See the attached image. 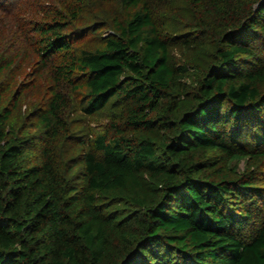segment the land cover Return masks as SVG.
<instances>
[{
	"label": "trees",
	"instance_id": "obj_1",
	"mask_svg": "<svg viewBox=\"0 0 264 264\" xmlns=\"http://www.w3.org/2000/svg\"><path fill=\"white\" fill-rule=\"evenodd\" d=\"M92 2L32 24L29 81L0 56V264H264V0H186L178 32L175 0ZM80 90L120 106L96 135L62 115Z\"/></svg>",
	"mask_w": 264,
	"mask_h": 264
},
{
	"label": "rangeland",
	"instance_id": "obj_2",
	"mask_svg": "<svg viewBox=\"0 0 264 264\" xmlns=\"http://www.w3.org/2000/svg\"><path fill=\"white\" fill-rule=\"evenodd\" d=\"M65 2L66 0H0V56L4 59L14 58L15 63H18L19 68L15 70V84L20 81H29L32 78L31 65L37 60L34 49H32V40L37 37L31 31L32 24L50 19L54 10H63ZM178 3L183 7V11L182 9L177 12L163 11L167 28L174 32L187 30L192 19V11L186 4V0H175V4ZM82 9L84 22H89L92 19L89 14V11L93 10L92 0H83ZM206 44L205 48L198 45L179 44L171 50L172 61L187 63L190 64V67L195 64L207 66L213 48L209 37ZM78 47H88V45L81 42L74 46L76 49ZM9 75L5 74L8 78ZM81 91H69V102L63 109L62 115L71 127L80 128V131H77L79 134L96 135L98 132H102L108 122L117 115L120 106L113 99L93 115L83 114L78 110ZM37 92L39 91L34 90L23 94L22 112L29 111L36 104L37 97L34 94Z\"/></svg>",
	"mask_w": 264,
	"mask_h": 264
}]
</instances>
